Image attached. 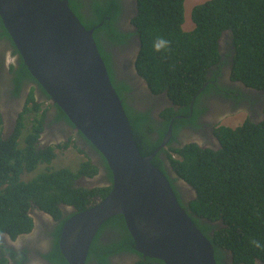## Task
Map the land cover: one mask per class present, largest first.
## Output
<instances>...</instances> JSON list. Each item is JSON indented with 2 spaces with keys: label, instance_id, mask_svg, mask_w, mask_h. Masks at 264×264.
Masks as SVG:
<instances>
[{
  "label": "trees",
  "instance_id": "trees-1",
  "mask_svg": "<svg viewBox=\"0 0 264 264\" xmlns=\"http://www.w3.org/2000/svg\"><path fill=\"white\" fill-rule=\"evenodd\" d=\"M69 1L83 24L87 28H96L94 37L113 85L123 99L142 155L151 154L161 144L172 119L175 118L173 138L179 127L196 120L198 99L211 92L214 82L217 83L216 75L221 74V43L225 37L228 47L225 62L232 64L231 78L260 90L264 95V0H207L199 3L192 11L195 27L191 31L183 29L185 0H137L138 10L132 21L141 43L136 70L153 93L164 92L173 104L178 105V110L174 105L164 109L165 120L161 125L148 111H136L126 101L125 93L130 89L129 85L126 80L115 77L110 53L100 41L101 33L118 32L113 26L117 0H89L87 14L82 12L85 2ZM105 16L111 20H105L99 26ZM0 26L9 35L1 17ZM161 38L169 44L157 52L153 45ZM11 71L16 75L15 95L21 94L23 81L29 78L38 85L45 99L38 101L34 94L35 86L31 87L27 106L19 117L15 133L8 139L1 136L0 113V232H9L13 236L30 232L34 226L31 210L42 209L57 221L51 232L54 244L48 257L53 264H68L59 245L63 225L73 214L95 205L109 194L112 172L98 149L96 151L109 169L107 180L103 178L98 185L79 181L82 176L98 174L99 166L92 158L82 161L76 170L53 168L51 162L58 156L57 150L68 148L74 141L69 138L68 142L58 146H38L37 140L48 118V111L50 108L54 110L51 123L65 120L72 127L74 124L63 109L51 101L23 58L19 67H12ZM206 83L207 87L201 92ZM197 95L193 116L176 118L179 114L190 113L191 102ZM154 130L158 133L156 139ZM216 133L221 141L218 149L201 148L195 143L182 148L174 147L170 151L162 148L152 162L167 175L182 206L213 243L219 264H225L226 259L232 260L233 264L264 262V248L256 249L250 243L255 239L264 245V118L258 121L248 118L236 127L220 125ZM78 135L90 143L80 131ZM162 151L167 152L177 177L172 178L168 174L160 157ZM41 165L44 169L39 172ZM33 172L36 174L30 177ZM178 178L194 190L195 197L188 202L174 186L173 181ZM104 230L114 231L116 237L110 242L101 241ZM135 245L124 216L117 214L109 218L97 233L87 263L95 260L98 264H111V255L126 251L138 254L133 264H164L160 259L144 257Z\"/></svg>",
  "mask_w": 264,
  "mask_h": 264
},
{
  "label": "water",
  "instance_id": "water-1",
  "mask_svg": "<svg viewBox=\"0 0 264 264\" xmlns=\"http://www.w3.org/2000/svg\"><path fill=\"white\" fill-rule=\"evenodd\" d=\"M0 17L30 73L112 172L109 194L63 225L59 244L68 264H87L95 236L117 214L124 216L135 249L144 257L164 264H219L213 243L152 162L171 139L175 118L154 152L142 155L94 28L83 24L69 0H0Z\"/></svg>",
  "mask_w": 264,
  "mask_h": 264
},
{
  "label": "flooded vegetation",
  "instance_id": "flooded-vegetation-1",
  "mask_svg": "<svg viewBox=\"0 0 264 264\" xmlns=\"http://www.w3.org/2000/svg\"><path fill=\"white\" fill-rule=\"evenodd\" d=\"M82 2L86 3L82 12L89 13V0H82ZM137 10V0H117L116 17L113 20V26L119 33L112 30L101 33L100 41L103 47L110 53L115 77L119 80H126L129 85L130 89L125 93L126 101L136 111H148L152 117L157 119L158 125H161L165 120L163 117L164 109L167 106L174 105L175 109L178 110V105L173 104L164 92L153 93L145 79L136 70V59L141 48V43L137 28L132 21ZM105 20L110 21L111 18L105 16L99 22V26H102ZM91 28H94L95 33L96 28ZM221 48L223 54L221 68L217 67L220 68L221 74L216 75L218 78L217 83L216 81L214 82L215 87L211 92L203 94L198 99L196 120L179 127L175 138H173V134L163 147L164 149L170 151L174 147L182 148L189 143H195L201 148H220L221 141L216 133V129L220 125H223L222 119L228 112L245 111L247 116L243 122L248 118L254 121L264 118V98H262L264 95H262V92L231 78L232 64L225 62L228 48L226 37L221 43ZM21 58L22 56L12 38L5 34L4 29L0 26V113L2 117L1 136L4 139L10 138L15 133L19 117L27 106L32 86H35L34 94L37 96L38 101L42 102L45 99L38 85L29 78L23 81L20 95L13 93L16 75L11 70L12 67L14 69L19 67ZM216 70L218 71L219 69ZM207 85L204 86L207 87ZM197 98L198 95L195 100ZM4 105H6V108H4ZM16 108L17 110L11 112L12 109ZM50 109L40 135V137L43 136V139L39 137L37 140L38 146L41 148L51 145L58 146L64 142H68L70 134L73 133V139L81 145L86 146L92 152V160L99 166L98 173H101L103 178L107 180L109 169L101 155L96 151V147L80 137L75 127H72L65 120L51 123L50 120L53 119L54 110H52L53 108ZM9 112L13 113V118L9 116ZM193 114L194 107L191 115L190 113L179 114L176 118H185L187 116L189 118ZM154 125H156V122ZM24 130L26 131V129ZM153 135L154 139L158 138V133L155 130ZM60 140H63V142ZM173 155L177 156L176 153H173ZM160 157L164 160L163 165L167 169L168 174L172 178L177 177L178 174L172 167L167 152L162 151ZM82 177L79 181L90 182L92 178ZM173 182L184 201L188 202L195 197L192 187L182 178H178V180H174ZM185 185H189L190 187L187 192L183 190ZM31 215L34 219V226L30 232L18 233L16 236H13L9 232H0V264H53L48 254L54 244V237L51 232L57 221L52 215L39 208L32 209ZM114 233L112 230H104L100 236V240L110 242L111 239L116 237ZM138 257L136 253L120 251L110 256V262L111 264H133ZM224 263L233 264V261L226 259ZM87 264L98 263L95 260H90ZM257 264H264V262L257 261Z\"/></svg>",
  "mask_w": 264,
  "mask_h": 264
},
{
  "label": "rangeland",
  "instance_id": "rangeland-1",
  "mask_svg": "<svg viewBox=\"0 0 264 264\" xmlns=\"http://www.w3.org/2000/svg\"><path fill=\"white\" fill-rule=\"evenodd\" d=\"M206 1L207 0H185V2H184L185 20L183 23V29L185 31H191L195 27V23H194L193 18H192V11H193L194 6L199 4V3L206 2ZM262 98H264V96ZM4 108H6V105H4ZM15 110H17V108L12 109L11 112H13ZM9 111H10V109H9ZM11 112H9V116L11 118H13L14 115ZM246 116H247V113L245 111H242V112L236 111L234 113L228 112V114L222 119V123H223V125L236 127L243 122V120L246 118ZM71 135H73V133L70 134L69 138H71L74 141V143L71 144L68 148H63V150H61V149L57 150L59 152V154L51 162V166L53 168L69 167L73 170H76L79 168L82 161H85V160H88L89 158H92L91 157L92 152L86 146H83L80 143H78L77 141H75V139H73L74 136H71ZM40 138L43 139V136H41ZM60 141L63 142V140H60ZM79 149H81V150H79ZM43 167H44V165H41L40 167H38V171L42 170ZM35 172L29 174L30 177L34 176L37 173V172L36 173ZM102 180H103V177H102L101 173H98L91 178L90 182H84V184L94 186V185H98V184L102 183ZM189 189H190L189 185H185V187L183 188V190L186 192L189 191Z\"/></svg>",
  "mask_w": 264,
  "mask_h": 264
},
{
  "label": "clouds",
  "instance_id": "clouds-1",
  "mask_svg": "<svg viewBox=\"0 0 264 264\" xmlns=\"http://www.w3.org/2000/svg\"><path fill=\"white\" fill-rule=\"evenodd\" d=\"M168 44H169L168 41H166V40L161 38V39H158L156 43H154L153 48H154L155 51L159 52L163 48L167 47ZM250 243L256 249L264 248V245H262L259 240L253 239V240L250 241Z\"/></svg>",
  "mask_w": 264,
  "mask_h": 264
},
{
  "label": "bare ground",
  "instance_id": "bare-ground-1",
  "mask_svg": "<svg viewBox=\"0 0 264 264\" xmlns=\"http://www.w3.org/2000/svg\"><path fill=\"white\" fill-rule=\"evenodd\" d=\"M91 143V142H90ZM101 232V231H100ZM114 235V234H113ZM95 238H96V236H95Z\"/></svg>",
  "mask_w": 264,
  "mask_h": 264
}]
</instances>
